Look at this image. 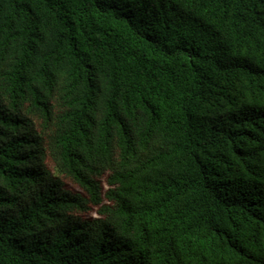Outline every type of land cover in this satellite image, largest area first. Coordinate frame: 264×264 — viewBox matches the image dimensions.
Wrapping results in <instances>:
<instances>
[{
    "label": "trees",
    "instance_id": "1",
    "mask_svg": "<svg viewBox=\"0 0 264 264\" xmlns=\"http://www.w3.org/2000/svg\"><path fill=\"white\" fill-rule=\"evenodd\" d=\"M0 264H264V0H0Z\"/></svg>",
    "mask_w": 264,
    "mask_h": 264
},
{
    "label": "rangeland",
    "instance_id": "2",
    "mask_svg": "<svg viewBox=\"0 0 264 264\" xmlns=\"http://www.w3.org/2000/svg\"><path fill=\"white\" fill-rule=\"evenodd\" d=\"M67 186L68 187H70V188H73V189H75V190H78V187L76 186V185H74V184H72V183H67Z\"/></svg>",
    "mask_w": 264,
    "mask_h": 264
}]
</instances>
